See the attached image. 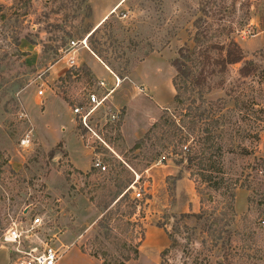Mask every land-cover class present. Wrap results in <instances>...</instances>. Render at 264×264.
Instances as JSON below:
<instances>
[{"label":"rangeland","instance_id":"1","mask_svg":"<svg viewBox=\"0 0 264 264\" xmlns=\"http://www.w3.org/2000/svg\"><path fill=\"white\" fill-rule=\"evenodd\" d=\"M116 1L0 0V153L9 160L0 168V264H14L12 247L3 243L12 222L37 215L49 221L41 239L63 253L58 264H101L105 255L116 264L140 241L139 259L127 264H161L170 245L166 229L173 232L183 214L201 218L181 224L182 247L167 264H264V0H126L88 40ZM198 35V47L209 48L210 57L188 76L205 77L206 114L219 123V150L209 166L214 179L224 177L216 192L187 167L183 147L194 148L201 129L185 141L187 127L177 135L165 124L170 119L179 127L186 113L173 103L172 79L177 59L194 50ZM84 39L123 80L114 95L123 98L124 115L127 102L133 124L147 120L131 147L115 148L113 136L114 153L99 148L108 170L88 179L76 172L67 150L77 166H90L91 151L73 131L71 107L94 82L76 71L68 80L63 59L72 41ZM232 42L245 58L223 68L219 63ZM246 64L248 76L241 73ZM162 117L163 127L145 148L130 152ZM29 133L32 145L21 148ZM157 152L162 160L150 165Z\"/></svg>","mask_w":264,"mask_h":264},{"label":"trees","instance_id":"2","mask_svg":"<svg viewBox=\"0 0 264 264\" xmlns=\"http://www.w3.org/2000/svg\"><path fill=\"white\" fill-rule=\"evenodd\" d=\"M108 20V19H107ZM107 20L97 29L95 30L89 37L88 40L91 39L99 30L101 27L105 26L107 23ZM199 35L195 38V42L197 43L196 47L192 52H189L186 55H182L179 59L176 61V68L177 73L172 79L175 95L173 98V103L175 106H179L184 108L186 111L185 115H183L182 119L179 122V127H176L175 122H171L170 119L165 121V117H162L159 122L155 123L149 132L146 133L144 138L138 140L135 145L130 148V152L135 153L137 151H141L145 148L147 144V140L150 139L153 133L155 131L160 130L163 126L162 121H165V124H169V130L174 129L176 131V134H183V131H185V128H188L187 131V137H185V141H188V138H192L193 135L197 133V130L201 129L200 136L198 138H194V148H189L187 146H184L185 154L187 155V167L188 170L191 171V177L195 174H199L202 181L206 184L212 185V190L214 192L219 191L223 187L224 183V177L221 175H217V177L214 179V175L216 173H213V171L209 170L210 164L213 163L214 158L216 157V154L219 150L218 145L216 143V127L219 126V123L216 119L212 118L211 115L207 116L208 107L210 105V102L206 98V92L205 89V77L203 75H196L192 78H189V74L191 71H193V68L198 66L199 60H208L209 59V48H199ZM216 46V45H214ZM101 60L102 57L100 56L99 52L95 49H91ZM244 51L243 49L235 42L230 43V45L226 49V57L221 60L219 64L223 68H226L229 65H236L238 63H241L244 60ZM106 65H108L111 68L110 64L107 63L105 60H102ZM249 65L246 64L243 69L241 70V73L244 76H248L250 74ZM72 71H76L79 75L82 74L83 77H87L90 80H95L92 77L91 70L86 66L82 65L81 67L69 70L66 73V78L68 80H71L72 77ZM188 77V78H187ZM82 79V78H81ZM63 81L64 78H61ZM189 102V105L185 109L186 104ZM184 106V107H183ZM189 119V120H188ZM124 120V119H123ZM122 120V121H123ZM120 122V128L122 126L123 122ZM173 137V135H171ZM115 148H118V145L123 148H127L126 143L123 139V136L119 130L116 132L115 135ZM117 143V144H116ZM186 148V150H185ZM162 152H157L155 154V157L151 159L149 164H153L154 162H159L162 160ZM177 165H181L184 163L183 161H174ZM9 163V160L3 158V155L0 153V168H3L7 166ZM96 171L98 170L92 168L86 177L87 179L94 174H96ZM78 174H84L83 172L76 170ZM214 182V183H213ZM136 184V183H135ZM125 196V195H124ZM124 196L118 198L116 200V204L120 203ZM235 198V193H230V205L231 210L233 214H235V209L233 207L232 201ZM137 205H132L133 211L130 213V215L135 213ZM189 218H201V215H190V214H183L178 219H176V227H174L173 232H170L166 229V234L168 236V239L170 241V245L168 248H166L161 253V264H167V258L168 256L173 253L174 251L179 250L182 247V243L178 239V233H180L181 230V224H185V220ZM131 224V223H130ZM144 232L141 231V235L143 238ZM142 238L140 240H142ZM141 242L136 245L134 248V254L126 255L125 253L122 254V258L116 259V264H127L128 262L132 260H138L140 256L139 248L141 246ZM127 248L126 244L124 246ZM105 258L102 262V264H111L114 260L113 258H109V255H105Z\"/></svg>","mask_w":264,"mask_h":264},{"label":"built area","instance_id":"3","mask_svg":"<svg viewBox=\"0 0 264 264\" xmlns=\"http://www.w3.org/2000/svg\"><path fill=\"white\" fill-rule=\"evenodd\" d=\"M79 48L89 49L87 39L81 42H71L70 51L64 58L68 59L69 70L79 68L75 61V54ZM68 70V71H69ZM73 73V72H72ZM115 85L107 87L104 80H93V88L86 89L84 97L79 105L71 107L72 115L78 126L82 143L91 151L92 168L99 173H106L108 166L105 164L99 148H105L112 153V137L118 131L119 124L124 118V110L114 104L113 95L122 84L121 79L114 75ZM43 75L39 96H44L45 83ZM101 113L102 116L98 117ZM33 143L31 133L26 134L20 141L21 148H29ZM186 150V148H185ZM136 198H141V192H137ZM49 221L44 215H37L25 221H14L3 235V243L12 247L10 253H14V264H58L62 259L59 248L41 239L40 235L47 231Z\"/></svg>","mask_w":264,"mask_h":264},{"label":"crops","instance_id":"4","mask_svg":"<svg viewBox=\"0 0 264 264\" xmlns=\"http://www.w3.org/2000/svg\"><path fill=\"white\" fill-rule=\"evenodd\" d=\"M125 1L126 0H117L112 5V7L108 11L107 15L105 16V18H103L101 21L98 22V24L95 26L93 31L97 30L105 22V20L108 19L107 17L110 16L111 14H113L116 9L120 8ZM90 35H91V33L88 34V37ZM63 59H67V58H63ZM74 59L76 61V64L78 65V67H81L82 65H86L91 70L92 77L94 79H96V80H104L106 82L107 87H109V88H112L115 85V77H114V75H116V74L90 48L89 49L79 48L77 50L76 54H75V58ZM48 78L49 77H47V79ZM121 81H122V84L117 89H120L123 86V80H121ZM129 90H130V87L127 88V91H129ZM174 93H175V91H174ZM145 95L147 96L148 94H145ZM142 96H143V93H137V97L138 98L142 97ZM122 99H123L122 97L121 98H116L115 95H114V104L116 106H118V107H122L123 106V105H121ZM128 105L129 104L126 102L127 109H126V114H125L124 121H123V124H122V127H121V133H122V135L124 137V140H125L126 144L129 147H131L134 144V142L137 139H139L142 136V134H144V132L146 131L147 127L145 128L144 124H146L147 120L146 121L145 120L141 121L140 124H133L131 122V113H130V108H129ZM155 106H157V105H155ZM47 112H48V109L45 111V114ZM62 131L66 132L67 128L63 127ZM73 131H75L76 133L77 132L79 133V131L77 129V124H76L75 121H74ZM55 138H56V143L57 142L58 143L63 142L65 144L66 148H67V143H66L64 138H58V137H55ZM67 152H68V158L70 160V163L74 166V168H76L77 170H79V171H81L83 173H87L88 171H90L91 164H90V166L88 168L82 169L79 166H77V164L72 160V158L70 156V152L68 150H67ZM89 154L91 156L90 152H89ZM78 252L82 256H84V258L91 259L88 255L83 254L80 250ZM96 262L100 264V261L96 260ZM1 264H5V263H1Z\"/></svg>","mask_w":264,"mask_h":264}]
</instances>
